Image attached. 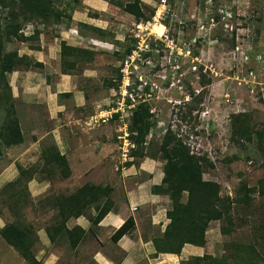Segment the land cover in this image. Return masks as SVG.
<instances>
[{
  "label": "rangeland",
  "instance_id": "1",
  "mask_svg": "<svg viewBox=\"0 0 264 264\" xmlns=\"http://www.w3.org/2000/svg\"><path fill=\"white\" fill-rule=\"evenodd\" d=\"M141 1L149 20H138L109 0H54L59 13L71 15L60 21L18 12L19 0H0V52L18 51L44 63L24 61L7 74L11 89L0 87V124L14 107L25 136L21 144L2 145L0 190L8 189L0 195V227L34 225L38 240L32 250L38 259L48 250L46 228L60 219L51 202L56 195L86 183L110 185L118 210L127 201L126 188L151 183L160 172L164 177L166 161L152 153L171 132L206 160L204 178L218 181L220 195L233 207L232 222H211L207 251L231 256L234 242L252 241L264 263V228L258 227L264 220V0ZM10 26L15 34L35 38H7ZM62 40L92 51L77 57L69 74L61 70ZM60 92L72 94L60 97ZM139 99L147 101L153 122L145 157L135 155L130 137ZM107 112L113 115L104 119ZM54 146L68 155V178L60 170L47 172L44 150ZM20 165L29 174L8 186L20 175ZM244 184L252 188L248 199L240 190ZM136 191L143 200L152 197L148 186ZM94 206L82 222H91ZM168 207L166 195L157 207L159 218ZM222 226L231 232L223 234ZM58 245L59 264H75L68 239ZM0 264L31 263L0 235Z\"/></svg>",
  "mask_w": 264,
  "mask_h": 264
},
{
  "label": "trees",
  "instance_id": "2",
  "mask_svg": "<svg viewBox=\"0 0 264 264\" xmlns=\"http://www.w3.org/2000/svg\"><path fill=\"white\" fill-rule=\"evenodd\" d=\"M109 1L120 6L125 12L134 15L138 20L143 18L149 20L151 17L147 16L144 3L141 0H133L126 3L120 0ZM54 4V0H19L18 12H23V9H25L43 17L44 20L54 17L57 21H60L63 16L71 18L70 14L59 13ZM151 15H153V12ZM6 36L7 38L15 36L20 41L35 38V35L15 34L12 26L6 32ZM134 46L127 47L125 53L130 55L136 49V46ZM32 48L37 49L35 47ZM86 53H92V51L69 45L66 40H62V73L69 74V71L77 66V57ZM24 61L32 63L36 67L44 65L42 61L32 62L28 55H19L18 51L0 52V87L3 86L4 88L5 86L8 90L11 89L7 74L16 70ZM71 94L72 92H60L59 96H70ZM5 98H8V96L5 95ZM11 105L13 106L12 102ZM151 116L147 101L139 99L132 109L130 124L131 130L135 132L130 137L137 145L136 156L145 157L150 155L143 152L146 149L147 135L153 125ZM242 131L249 138L251 137L248 127L242 128ZM258 137L262 139L260 133H258ZM24 140L25 136L20 121L14 107H11V110L7 111V119L0 124V157L3 154L2 145L10 147L21 144ZM159 154L166 161L163 169L164 177L162 183L152 186V192L168 195L171 200V207L167 210V217L170 222L167 224L165 231L153 240L156 254H180L187 243L205 246L207 243V231L211 222L223 218H229V221L232 222L233 214L231 210L233 207L228 206L220 195V183L204 178L206 160L192 152L189 145L182 139L174 136L171 132H167L159 147V151L156 155L152 153V156H158ZM44 161L47 164V172L54 174L56 170H60L64 178H68L72 173L67 155L62 153L58 146L44 150ZM132 164L133 161L128 162V165ZM19 172L20 175L8 186L23 183L24 177L29 174V169L20 165ZM32 179L31 174L28 181ZM7 189V186L3 187L0 190V195L2 191H7ZM113 190L114 187L110 185L86 183L71 194L56 195L51 202L53 207L58 209L60 219L46 228L51 241L55 242L62 236H66L70 246L73 249L77 248L86 237L87 231L80 225L69 228L67 225L68 220L85 215L86 211L95 204L96 214L91 215L90 219L93 224H98L115 206V201L111 197ZM240 190L246 192L245 196L247 195L248 199L252 188L244 184L240 187ZM185 192H187V199L183 200ZM135 226L134 217L130 216L113 234V241L117 242L125 234L133 232ZM258 227L259 229L264 228V220ZM230 232V229H225L222 226L223 234H229ZM0 235L31 264H43L36 258L32 250L36 240H38L37 230L34 225H20L14 222L6 223L0 227ZM260 237L264 239L263 235H260ZM259 242L261 241L259 240ZM261 245L263 244L259 246ZM233 248L231 256L228 254L217 256L205 253L202 256H194L192 259L184 261L183 264H264L261 262L262 254L258 250V244L255 242H234Z\"/></svg>",
  "mask_w": 264,
  "mask_h": 264
},
{
  "label": "crops",
  "instance_id": "3",
  "mask_svg": "<svg viewBox=\"0 0 264 264\" xmlns=\"http://www.w3.org/2000/svg\"><path fill=\"white\" fill-rule=\"evenodd\" d=\"M151 164L156 166L155 163ZM151 175L150 172L148 177H151ZM152 177L154 179L152 178L153 180L151 183H148V181L144 183L141 181L138 183L135 182L134 184L131 183L134 188L131 187L130 189L128 187L129 190L126 188L127 201L125 205H121L116 211L114 210L115 208H113L98 224H93L87 219H85V222H82L81 220L84 215L68 220L67 225L69 228L80 225L87 231L86 237L77 248L73 249L71 247V260L73 263L182 264L183 261L189 260L194 256H202L205 253L212 254L207 251L209 243L208 231L207 243L205 246H196L187 243L184 245L180 254H156L157 252L153 240L155 237L160 236V234H156L157 231H160L161 234L165 231L170 219L167 217V210L169 207L165 210L164 217L161 215L159 218L158 216V214H162V211L157 207L160 206L161 199L166 198V195L155 194L151 190L153 185L162 183L163 177L161 176V172ZM141 186H148L149 191H151L152 197H148V200H143V195L138 191L135 193L132 192L135 188L139 190ZM164 207H166V203ZM130 216L134 217L136 224L133 232L125 234L117 242L113 241V234ZM46 235L48 237V244L46 245L48 250L38 259L42 260L43 264H59L60 256L55 252V249L60 247L58 244H61L62 239L66 236H62L57 241L52 242L48 233ZM213 255L216 254L213 253Z\"/></svg>",
  "mask_w": 264,
  "mask_h": 264
},
{
  "label": "built area",
  "instance_id": "4",
  "mask_svg": "<svg viewBox=\"0 0 264 264\" xmlns=\"http://www.w3.org/2000/svg\"><path fill=\"white\" fill-rule=\"evenodd\" d=\"M113 115L111 112H107L106 115H104V119H108Z\"/></svg>",
  "mask_w": 264,
  "mask_h": 264
},
{
  "label": "bare ground",
  "instance_id": "5",
  "mask_svg": "<svg viewBox=\"0 0 264 264\" xmlns=\"http://www.w3.org/2000/svg\"><path fill=\"white\" fill-rule=\"evenodd\" d=\"M157 29L160 30V31H162V27H158Z\"/></svg>",
  "mask_w": 264,
  "mask_h": 264
}]
</instances>
